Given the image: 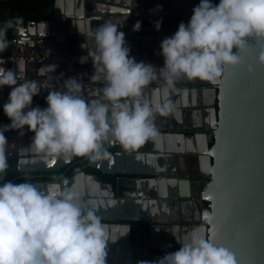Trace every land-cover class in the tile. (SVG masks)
I'll return each mask as SVG.
<instances>
[{
  "label": "clouds",
  "instance_id": "clouds-1",
  "mask_svg": "<svg viewBox=\"0 0 264 264\" xmlns=\"http://www.w3.org/2000/svg\"><path fill=\"white\" fill-rule=\"evenodd\" d=\"M23 17L0 23V53L9 47V30H19ZM159 29V22L156 25ZM137 21L133 31L138 32ZM94 50L81 63L91 60V80L103 83L94 91L98 99L78 94L81 81H64V91H48L47 108H30L41 92L34 80L19 81L16 71L0 67V89H11L3 112L9 125L0 127V178L9 167L5 133L27 128L34 133L31 152L43 158H108L104 145H119L135 152L156 136L153 119L172 111L170 89L179 80L215 82L225 67L241 63L240 53L259 45L255 62L264 65V0H200L187 24L181 22L171 37L162 40V68L136 62L130 57L125 34L118 25L105 22L93 33ZM83 48V45L81 46ZM236 50L235 52L233 50ZM253 65H249V71ZM161 81L160 101L142 100L143 91ZM19 82V83H18ZM0 184V264H106L111 227L81 203L74 188L47 191L23 182ZM126 235L130 227L123 225ZM156 264H239L236 254L218 245L201 228L194 229L178 251Z\"/></svg>",
  "mask_w": 264,
  "mask_h": 264
},
{
  "label": "water",
  "instance_id": "water-1",
  "mask_svg": "<svg viewBox=\"0 0 264 264\" xmlns=\"http://www.w3.org/2000/svg\"><path fill=\"white\" fill-rule=\"evenodd\" d=\"M58 0H55L54 6ZM95 3L102 2L109 6L128 10V16L126 12H121V15L126 16L129 29H133L137 21L141 20L148 24L149 32L157 33L156 35L163 37H171L174 29L178 30L181 22L187 24L193 14V8L196 0H89ZM118 12V11H117ZM53 12L52 15L53 16ZM95 19H97L95 17ZM94 19V20H95ZM98 21V19H97ZM44 22V21H42ZM159 22V29L156 25ZM32 24V23H29ZM103 25V24H101ZM144 25V23H143ZM144 28V27H143ZM158 36L155 37L154 42H157ZM54 40H57V36H54ZM149 37L138 41L133 44V48L130 51V57L134 58L136 62H144L145 64H151L153 67L159 69L164 66V59L160 55L158 48H148ZM13 42V41H12ZM60 42H63L60 41ZM264 43V42H262ZM65 44L68 49L66 54L60 59H50L51 57L43 51L38 53L36 57L32 56L26 58V64L36 66L39 63L50 64V72L53 70L58 73L61 65H66L67 68L71 67V77L79 81H84V69L88 67L94 72L91 60L86 63H81L82 57H87L90 50H94L95 44H88L89 50L84 52L76 42H70L65 40ZM137 44V45H136ZM84 46V45H83ZM236 51L235 49L233 50ZM259 45H250L240 53L241 63L236 67H225L222 76L219 81L213 82V86L203 84L207 87V91L212 95V103L210 106L204 105L207 109L211 110L214 114V132L216 135V144L211 149H207L205 152L206 158L209 162L210 178L212 182L209 185L208 190L204 194L206 201L211 204V209L206 216V235L214 237L215 242L218 245L225 246L231 249L237 256L239 264H264V65L257 64L255 57L258 54ZM249 65H253V70L249 71ZM89 68V69H90ZM83 75V76H82ZM74 76V77H72ZM41 85V92L33 97L30 108L39 107L41 109L47 108L46 103V89L64 91V82L58 81L57 83L47 81H37ZM178 83L182 86L179 88L176 94H172L168 99L172 102V111L167 116H161L156 114L154 119L159 122V125L165 128H173L175 119L180 115L186 117L191 110L185 104V98L188 93L197 91V99L202 96V88L198 87V83L194 81L188 82L179 80ZM83 84V83H82ZM151 87L159 91L162 87L161 81H154ZM84 98L90 100L88 87H83ZM64 89V90H62ZM171 95V94H170ZM157 97L155 102H159ZM154 102V103H155ZM197 107V106H196ZM199 104L197 109H200ZM219 109V112L217 111ZM196 116V112H193ZM193 116V117H194ZM0 117L6 119V125L11 122L5 116L3 112V106L0 103ZM193 121V120H192ZM154 125V123H153ZM196 127H186L185 131L195 132ZM13 131V132H12ZM8 137L10 140L7 142L6 147L19 146L23 151L31 152L28 148L31 145L34 133L30 132L27 128L23 129V134L20 131L12 130ZM159 132V130L157 131ZM157 137L151 138L140 149L135 152H124L123 154H133L144 150L146 146L156 148ZM105 149L112 155L117 153H111L119 145L105 144ZM121 149V148H120ZM27 156L8 154L7 159H14L18 161L19 171L22 173L21 177L26 179H33L32 173L34 171H27L22 167L23 159L26 158H38L43 159L41 156H37L32 153ZM203 156V155H201ZM62 158V157H60ZM215 159V163L212 159ZM72 159V157L70 158ZM92 159L84 157L83 160L73 164V166L80 164L83 168L77 169L74 173H81L82 177L99 179L98 176L88 174L85 170L90 166ZM105 175H115L117 172H106L104 169H100ZM44 171V170H42ZM66 173L61 176H48L54 180H61ZM124 174V173H121ZM137 175H143L142 173H134ZM174 178H169L168 182L174 184L175 190L169 191L158 190V202L162 205H169L173 212L180 208L185 214V217H190L191 208H184L188 203V196L184 197L187 192H190L185 185L182 184L179 179L189 178L190 172L184 171L174 173ZM202 177V175H200ZM196 176L192 179L193 182L201 184L202 178ZM188 180V179H185ZM16 178L11 182L14 183ZM99 181V180H98ZM103 190H107L112 194V197L118 199L116 192L112 184L99 181ZM193 189V186H192ZM200 193H202L200 191ZM92 197V196H91ZM202 197V194H201ZM200 197V198H201ZM94 199V198H93ZM83 203V202H82ZM84 205V204H83ZM155 205V203H154ZM110 205L106 202L97 204L96 202H88V209L93 210L97 216H99L102 222L108 224L111 227V241L109 242L108 249H118V246L134 247L133 243V229L130 223L131 219L121 218L120 222L114 221L109 213ZM115 207V205L113 206ZM193 207V206H192ZM86 208V206H85ZM155 208V207H154ZM201 200L194 202V213L198 215L202 211ZM156 209V208H155ZM151 212V210H149ZM149 212V213H150ZM155 212V211H154ZM157 215H152L153 219L148 222L151 223V233L148 242L140 244L144 246L148 252L153 249L154 246V234L155 230L164 227L166 235V243L159 248L161 251V257L170 252L178 251L180 244L185 243L189 238L185 228L190 226H183L178 219H173L171 222L165 219L164 214L157 211ZM156 214V213H155ZM162 220H166L167 223H161ZM161 221V222H160ZM186 222V221H185ZM198 222V221H197ZM127 225L130 227V231L125 234L126 229L121 227ZM116 235H120V241L116 240Z\"/></svg>",
  "mask_w": 264,
  "mask_h": 264
},
{
  "label": "crops",
  "instance_id": "crops-1",
  "mask_svg": "<svg viewBox=\"0 0 264 264\" xmlns=\"http://www.w3.org/2000/svg\"><path fill=\"white\" fill-rule=\"evenodd\" d=\"M52 11L54 13L53 18L56 19V21L41 26L27 25L25 28L22 27L19 28V30H12L11 40H15V42H9L7 50L0 53V67H4L6 70L11 69L16 71L20 82L24 80L39 81L45 76V71L40 69V67L38 69L36 66L26 64V58L32 56L36 57L37 54L42 51L49 56L59 58L67 52L68 47L65 44V40L76 42L81 46L84 45L83 48L81 46L79 47L84 52L89 50L88 48L90 47H88V44L94 43L93 33L95 31V24L92 23V17L96 16L98 19L97 24L99 23V25L109 21L118 25V31H122L125 34V41L130 51L134 43H138V41L150 37L146 19H144V22L139 20L141 22V28L138 32L133 31V29H129L126 16L121 15L123 11L126 12L128 16V10L115 8L102 2L95 3L89 0H58ZM54 36H57L58 39L54 40ZM62 40L63 42H60ZM84 73L86 76L84 81L81 82L84 84V87H88L90 100L98 99L99 97L94 95V91L102 88L104 86L103 83L92 81L91 74L88 73L87 70ZM56 82L57 81L54 83ZM194 82L200 84L198 87L202 88V96L200 99H196L197 101L195 102L197 104L199 103L200 106L202 105L200 109H197L198 116L193 117V112L195 110H190L186 117L181 115L180 117L178 116L171 129L165 128L159 124H154L157 133L158 148L155 150L152 149L151 152L147 154H118L109 156L105 159L92 161H95L97 167L104 169L106 172L123 171L127 174L148 172L152 177L159 176V178L152 180L151 184L163 187L167 190L168 185L171 184L168 182V179L173 178L174 173L188 171L190 163H198L200 155H205V152L209 146H211L210 139L212 130L214 129V114L211 110L204 107V105L210 106L213 99L209 91L206 90L207 87L203 84L205 83L209 86H213V82L199 80H195ZM179 88H182V86L177 81L174 88L170 89L169 96L180 91ZM10 91L11 89L8 87L0 89V103L2 106L8 101ZM157 97L161 99L159 91L157 93V90L147 87L143 91L141 99L154 103ZM191 103L192 94L188 93L185 98V104L189 107L192 105ZM155 122L156 120L153 119V123ZM186 127H196V130L195 132L185 131ZM158 130L159 132H157ZM5 136L8 141V134ZM5 152L7 155L12 153L19 156L23 154L27 156L26 153L31 154L29 151H23L22 148L17 145L9 148L5 147ZM68 159L69 158L64 157L56 159L43 158L41 160L38 158H26L23 159L22 167L27 171H36L40 166L47 164L55 165L56 168H59L62 163ZM194 167L197 169L194 170V172H197L198 165L195 164ZM80 180L82 185H88L91 182L89 178H84L82 176ZM98 185V187H100L99 193L92 195V197L83 196L81 202L86 206V209H88V202H96L99 205L106 202L109 206L115 205V207L112 206L110 207L111 209L108 210L109 213L107 216H110L112 219L119 218L125 203L135 204L140 200V194L135 192L132 194L130 193V196L126 199L116 200L112 197L111 193L107 190H103L100 184ZM184 195L187 196L190 195V193L187 192ZM154 201L155 200L151 198L147 204V208L151 210V215H157V211L160 210V213L164 214L168 221L171 222L173 219H178L183 226H190V228H185L189 237L191 232L197 228L203 229L206 234L207 212L201 211L197 215L192 208L190 217H185V214L180 208L173 212L169 205H161L159 202ZM119 236L116 235L117 241H120ZM164 243H166V235L161 227V229L156 230L154 234L153 250L161 248ZM161 256L160 253L157 254L155 252H148L142 255L140 252H137V250H134L133 247L118 246V249H108L106 264H135L136 261L141 259H143L145 264H156V262L162 258Z\"/></svg>",
  "mask_w": 264,
  "mask_h": 264
},
{
  "label": "flooded vegetation",
  "instance_id": "flooded-vegetation-1",
  "mask_svg": "<svg viewBox=\"0 0 264 264\" xmlns=\"http://www.w3.org/2000/svg\"><path fill=\"white\" fill-rule=\"evenodd\" d=\"M53 7H54V4H53ZM53 7L51 8V10H49L47 19L41 20L38 22H28L26 24V26L27 25L28 26H41V25H45V24L51 23L53 21H56V19H54L53 16H51L52 12H53L52 11ZM95 17H92V23L95 24V29H96L100 25H99V23L97 24V19L94 20ZM42 21H44V22H42ZM29 23H32V24H29ZM19 28H22V27H19ZM176 31H177V29H174V32L170 35H174V33ZM49 33H50V31H49ZM153 33L154 32H151L149 35L150 41H148V44H147L148 48L154 47L155 49L158 48L160 50V44L163 40L162 39L163 37L160 38V36L156 35L157 33H155V34H153ZM156 36H158V38H157L158 40H157V42H154L153 39L155 40ZM12 41L15 42V40H10L9 42H12ZM64 55L65 54L61 55V57H63ZM50 57H51L50 59H60L61 58V57L56 58L54 56L53 57L50 56ZM36 67L38 69L40 67V69L45 71V76L42 78V80H39V81L45 82V79H46L47 81H51V82H55V81L58 82L61 80L64 82V81L68 80V77H71V75H72V73H71L72 68L71 67L67 68L66 65H61L59 67V70H56V71H58V73H56L54 70L52 72H50L49 67L50 68H53V67H51L50 64H47V63H39L38 65H36ZM89 68L90 67H88L87 72L90 73L92 76L94 72L91 71V68L90 69ZM42 70H40V71H42ZM84 72H85V69H84ZM72 77H74V76H72ZM183 81L189 82V80H186V79ZM218 81H219V79H218ZM190 82H192V81H190ZM51 90H52L51 88L46 89V95H48V91H51ZM62 90H64V89H62ZM80 93L84 96V89L83 88L81 89ZM190 94H192V103L191 104L193 106L190 104L191 106H189V108L192 111L195 110L194 112H196V116H198L197 108L199 106V103L198 104L195 103L197 101L196 96L198 93L196 91L194 93L190 92ZM201 107H202V105H201ZM217 111L219 112V109H217ZM193 116H194V114H193ZM213 117H214V115H213ZM6 122L7 121L5 118L0 117V127L5 126ZM154 124H159V122L156 120V122ZM214 130H215V128L212 130V134H213ZM10 133H11V131H8L5 133V135L10 134ZM212 134H211V139H210L211 140L210 141L211 146H209V149H211L216 144V135L213 136V141H212ZM9 140H10V138H9ZM157 142H158V140H156V143ZM156 148H158V146H156ZM152 149H154V148L151 146L150 147L146 146V148L144 150H141L140 152H136V153L147 154L148 152H151ZM120 150L123 151L119 147H116L115 150L111 151V153L115 152V153H117L116 155L123 154L124 152H120ZM5 154L7 156L6 152H5ZM83 158L84 157H72V159L69 158L67 161H64L59 168H56L55 165H51V164L40 166V168L38 170H36L34 173H32V175L34 177L33 179H31L33 181L32 184L36 185V187L41 191H47L50 185H58L59 186L58 191H60V192H62L63 190H65L67 188H74L80 194L81 200L83 199V196L91 197L92 195H96L99 193L100 187H98L99 186L98 184H100L99 183L100 180L102 182L112 184L110 182L105 181L99 173H92L89 171L90 169H95L96 171L103 174L100 170L97 169L99 167H97L96 162L91 161L90 162L91 167H88L85 171L88 174L98 176L99 181L94 179V178H89L91 180V182L88 185H82V182L80 180L81 173L77 172V174H75L74 172L79 168H83V166L80 164L73 166V164L83 160ZM212 162L215 163L214 158L212 159ZM195 164L198 165V167H197L198 171L197 172H194V170H197L194 167ZM42 170H44V171H42ZM188 171L190 172L189 178H182V176H181V178L179 179V182L182 181L181 183L183 185L187 184L185 186H186V188H188L190 190V192H189L190 195H187L188 200H186V202L188 204L184 208H187V209L191 208L192 209L194 207V202L201 200L202 212L205 211L208 213L211 209V204L206 201L204 194L208 190L209 185L212 182V180L210 178L211 176H210L209 162H208V159L206 158V154L203 156L200 155L198 163L192 164V162H191L189 165ZM64 173H66V174L61 180H54V179L48 177V176H51V177L52 176H61ZM121 173H124V172L123 171L122 172L117 171V174L113 175L115 177V183L117 185L114 186L112 184V186L116 192L118 199H120V198L126 199L130 196V193L132 194L135 192V193L140 194V197H139L140 200L138 203H135V204L125 203L124 206L122 207L119 218L113 219V220L120 222L121 218L131 219V221H128L126 223H130L132 225L133 243L135 245L133 248H134V250H137V252H140V254L145 255L146 253H148V250L144 246H142V244L148 242V239L150 238L151 223H149L148 221L150 219H153L152 215L149 213L150 209L147 208L148 207L147 204L151 198H153V200H155L154 202H158V190L160 188L162 190H165V188L157 186V185H152L151 181L159 178V176L152 177V176H150V174L148 172H146V173L143 172L142 173L143 175H137L134 173H128V174L127 173L121 174ZM200 175H202V177ZM196 176H199L203 179L201 181L200 185L198 183H195L192 181V179ZM174 177H176V176H173V178ZM185 179H188V180H185ZM192 186H193V189H192ZM123 188H124V191H122ZM167 190H168V192L170 190L174 191L175 190L174 184L168 185ZM200 191L202 193H200ZM201 194H202V197H201ZM184 197H186V195ZM180 208H181V206H180ZM103 223H105V222H103ZM120 223H122V222H120ZM161 223L165 224L167 222H166V220H162ZM145 226H148V230H149L148 237L144 236L143 229ZM162 229L164 230L165 228L162 227ZM155 232H156V230H155ZM140 241L142 242V244H140ZM130 248H132V247H130ZM150 252H155L157 254L158 253L161 254L160 249H156V250L152 249L149 251V253ZM135 264H145V263L143 262V259H141L139 261H136Z\"/></svg>",
  "mask_w": 264,
  "mask_h": 264
},
{
  "label": "trees",
  "instance_id": "trees-1",
  "mask_svg": "<svg viewBox=\"0 0 264 264\" xmlns=\"http://www.w3.org/2000/svg\"><path fill=\"white\" fill-rule=\"evenodd\" d=\"M55 0H0V23H3L8 18H14L17 16L23 17V25L20 27H25L28 22H38L41 20H45L48 18V12L53 7ZM211 2L215 5L219 3V0H211ZM200 3V0H196V7ZM12 38V30H9L7 34V39L10 41ZM8 169L7 174L3 178H0V184L5 181H12L16 178L14 184H19L23 182L33 183L31 179L22 178V173L19 171L18 161L14 159H7ZM92 173H99L101 177L107 181L112 183L114 186L115 177L113 175H104L95 169L89 170ZM124 191V188L122 189ZM144 236L148 237V226H145L143 229Z\"/></svg>",
  "mask_w": 264,
  "mask_h": 264
}]
</instances>
